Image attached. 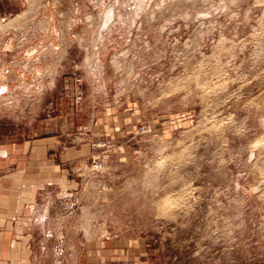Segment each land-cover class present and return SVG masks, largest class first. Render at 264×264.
<instances>
[{
  "label": "rangeland",
  "instance_id": "obj_1",
  "mask_svg": "<svg viewBox=\"0 0 264 264\" xmlns=\"http://www.w3.org/2000/svg\"><path fill=\"white\" fill-rule=\"evenodd\" d=\"M27 140L57 176L33 264H264V0H0V143Z\"/></svg>",
  "mask_w": 264,
  "mask_h": 264
},
{
  "label": "crops",
  "instance_id": "obj_2",
  "mask_svg": "<svg viewBox=\"0 0 264 264\" xmlns=\"http://www.w3.org/2000/svg\"><path fill=\"white\" fill-rule=\"evenodd\" d=\"M45 141L0 143V264H33L29 240L32 223L39 221L42 201L52 193L56 174L44 150ZM86 264H143L142 253L131 251L130 259L108 250H92ZM125 262V263H122ZM79 264H85L80 261Z\"/></svg>",
  "mask_w": 264,
  "mask_h": 264
},
{
  "label": "bare ground",
  "instance_id": "obj_3",
  "mask_svg": "<svg viewBox=\"0 0 264 264\" xmlns=\"http://www.w3.org/2000/svg\"><path fill=\"white\" fill-rule=\"evenodd\" d=\"M157 203V202H156Z\"/></svg>",
  "mask_w": 264,
  "mask_h": 264
}]
</instances>
